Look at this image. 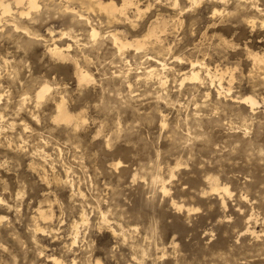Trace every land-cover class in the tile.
<instances>
[{"label": "clouds", "instance_id": "clouds-1", "mask_svg": "<svg viewBox=\"0 0 264 264\" xmlns=\"http://www.w3.org/2000/svg\"><path fill=\"white\" fill-rule=\"evenodd\" d=\"M0 264H264V0H0Z\"/></svg>", "mask_w": 264, "mask_h": 264}]
</instances>
